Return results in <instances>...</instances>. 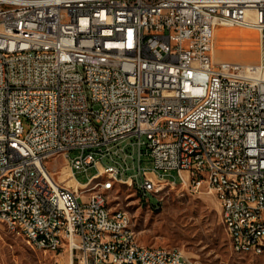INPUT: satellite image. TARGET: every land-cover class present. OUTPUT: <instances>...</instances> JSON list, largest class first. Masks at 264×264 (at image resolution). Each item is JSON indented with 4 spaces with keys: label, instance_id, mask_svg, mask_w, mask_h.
Here are the masks:
<instances>
[{
    "label": "built area",
    "instance_id": "2783aa9c",
    "mask_svg": "<svg viewBox=\"0 0 264 264\" xmlns=\"http://www.w3.org/2000/svg\"><path fill=\"white\" fill-rule=\"evenodd\" d=\"M217 27L263 38L264 0H0V219H18L7 229L66 250L67 264H181L176 249L131 244L128 214L101 203L112 184L142 186L144 204L164 185L212 195L232 252L263 255L251 246L264 242V53L215 63ZM57 158L78 190L62 169L52 179ZM89 171L113 181L85 196L74 176Z\"/></svg>",
    "mask_w": 264,
    "mask_h": 264
},
{
    "label": "rangeland",
    "instance_id": "374dc122",
    "mask_svg": "<svg viewBox=\"0 0 264 264\" xmlns=\"http://www.w3.org/2000/svg\"><path fill=\"white\" fill-rule=\"evenodd\" d=\"M236 34L241 33L214 32L212 60L249 64L255 52L251 45L244 47L237 43L232 37ZM261 39L264 47V36ZM46 167L56 182L61 169L60 179L68 174L61 158L47 162ZM92 175L93 171H89L86 176L75 174L74 177L79 184H85ZM107 199L109 207L128 214L136 241L141 246L176 249L192 264H264V254L232 252L220 222L219 205L212 195L164 187L161 196L144 204L131 189L115 184ZM68 258L66 250L55 255L33 250L27 241L0 222V264H55V261L67 264Z\"/></svg>",
    "mask_w": 264,
    "mask_h": 264
},
{
    "label": "bare ground",
    "instance_id": "6f19581e",
    "mask_svg": "<svg viewBox=\"0 0 264 264\" xmlns=\"http://www.w3.org/2000/svg\"><path fill=\"white\" fill-rule=\"evenodd\" d=\"M11 45H25V38L12 37ZM63 173V172H62ZM64 175V173L62 174ZM69 174H65L62 178L63 181L67 182L66 185L70 188L78 190L79 187L73 182L72 179H69ZM1 181H8V174H1ZM113 181V174L110 173H100L93 174L90 177V183H85L83 186V193L85 196H93L94 189H99V185L105 184L107 182ZM222 184L225 187H228L230 190H237V181L233 175H222ZM115 184H112V189ZM122 185V184H119ZM164 185H157L154 190V197L161 196ZM110 188L101 189V203L103 207L108 206L107 194L110 192ZM134 193H142V186H134ZM0 202H2V193H0ZM40 214L51 215L53 214V207H40ZM0 222L4 223L7 228L9 226H18V219L14 215H7V219H0ZM57 223H64V216H57ZM227 235H234V226H227ZM131 236H134V232L131 229ZM53 242L58 244V246H68V237H62L60 232H53ZM131 244H136V246H141L135 237H131ZM230 245V244H229ZM232 250V246H230ZM261 252L264 254V242H255L254 246H251V253ZM181 264H188V261L181 257Z\"/></svg>",
    "mask_w": 264,
    "mask_h": 264
},
{
    "label": "crops",
    "instance_id": "0c3cea01",
    "mask_svg": "<svg viewBox=\"0 0 264 264\" xmlns=\"http://www.w3.org/2000/svg\"><path fill=\"white\" fill-rule=\"evenodd\" d=\"M219 30H227L230 32H240L241 34L233 35L232 37L235 38L237 43H240L244 47H248L251 45V48L254 50V57L252 60H249V64H242V65H251L256 66L259 64L261 55L264 53V47L262 43V39L260 34L257 30L251 28H242V27H217L215 32ZM234 41V40H233ZM213 46V50H214ZM215 63L217 61L213 60ZM240 64V63H237Z\"/></svg>",
    "mask_w": 264,
    "mask_h": 264
}]
</instances>
